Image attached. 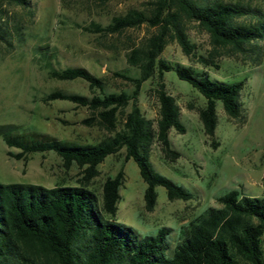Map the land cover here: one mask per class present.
I'll use <instances>...</instances> for the list:
<instances>
[{"label": "trees", "instance_id": "16d2710c", "mask_svg": "<svg viewBox=\"0 0 264 264\" xmlns=\"http://www.w3.org/2000/svg\"><path fill=\"white\" fill-rule=\"evenodd\" d=\"M3 1L30 10V0ZM105 1L98 0L100 4ZM182 20L195 21L207 34L206 55L194 54ZM142 22L155 26L156 31L126 53V62L136 67L138 74L115 73L132 83L130 93L106 92L103 81L83 66H45L49 77L81 78L94 94L52 90L42 100H61L84 107L89 115L80 123L109 135L93 144H79L42 134L15 133L13 126H0L3 144L17 150L7 152L8 156L24 159L29 153L52 151L62 168L75 165L80 169V177L72 186L0 183V264H264V196H245L235 189L216 196L220 206L208 207L182 225L178 242L170 248L165 228H159L152 236L139 237L132 228L105 217L113 216L116 210L123 179L121 168L105 177L99 198L87 187L98 173L96 166L122 148L123 160L135 163L145 184L142 200L146 211L155 203V186L164 188L167 200L190 199L192 195L183 187L155 172L147 158L155 142L163 159L175 160L179 154L170 147L167 132L170 128L177 133L184 131L178 106L164 89L162 74L173 70L178 79L186 81L203 98V105L196 112L207 139L214 134L216 101L227 119L238 118L242 81L210 78L203 68L171 63L158 54L167 37L175 39L182 52L202 67H215L214 58L219 55L253 63L261 54L256 41L264 38V12L243 0H152L148 15L128 8L111 15L104 24L90 20L76 26L106 35ZM9 36V30L0 24V41L9 43ZM152 75L157 104L154 120L145 118L135 103L140 83ZM128 103L129 110L123 112Z\"/></svg>", "mask_w": 264, "mask_h": 264}, {"label": "rangeland", "instance_id": "374dc122", "mask_svg": "<svg viewBox=\"0 0 264 264\" xmlns=\"http://www.w3.org/2000/svg\"><path fill=\"white\" fill-rule=\"evenodd\" d=\"M152 0H30L27 11L0 0V24L9 32V43L0 41V126H13L15 133L42 134L79 144H93L109 133L80 121L89 115L81 106L61 100H42L52 90L91 96L81 78L57 80L46 73V64L55 68L83 66L98 76L106 92L130 93L132 83L115 74H138L137 68L126 62L127 51L156 31L145 22L125 27L118 33L99 35L84 31L77 24L90 20L104 24L111 15L128 8L148 15ZM264 12V0H243ZM4 22V23H3ZM185 34L193 43L194 54L206 55L208 37L193 20H182ZM17 26L18 35L14 33ZM158 57L195 68H203L210 78L221 81L241 80L240 113L229 120L221 105L215 102L216 125L211 139L202 132L196 109L203 98L186 81L178 79L173 70L164 71L162 81L179 110L183 133L172 128L167 132L169 145L178 157L169 162L162 158L155 142L150 146L148 162L151 168L172 183L183 187L192 197L187 200H167L164 188L155 186V203L150 211L143 207L144 182L135 163L123 160V149L107 155L97 166V175L88 188L99 198L105 177L121 168L122 182L113 216H105L132 228L139 237L152 236L159 228L167 229L165 240L172 248L180 238V227L208 207H219L215 197L235 189L250 197L264 196V38L259 60L250 62L232 56L214 58L216 66L202 67L193 57L185 55L175 39L168 38ZM154 75L140 83L136 105L145 118H156ZM130 104L123 112L129 110ZM120 127L118 119L117 128ZM211 142L214 144L211 145ZM0 139V183H31L43 187L76 185L80 169L61 166L52 151L29 153L24 159H14ZM168 249L166 250V254Z\"/></svg>", "mask_w": 264, "mask_h": 264}]
</instances>
